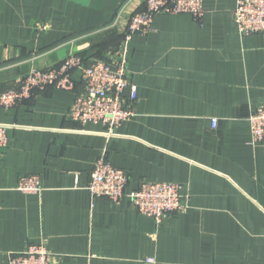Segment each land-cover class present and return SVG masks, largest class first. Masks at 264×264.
<instances>
[{"label": "crops", "instance_id": "obj_1", "mask_svg": "<svg viewBox=\"0 0 264 264\" xmlns=\"http://www.w3.org/2000/svg\"><path fill=\"white\" fill-rule=\"evenodd\" d=\"M236 4L204 0L202 19L160 13L133 36L136 115L117 135L69 118L79 72L71 91L48 87L0 107V123L10 126L0 148V264L44 240L56 264H264V138L251 143L248 120L264 101V32L240 35ZM144 7L0 0V89L72 52L107 59ZM103 153L129 177L118 203L87 189ZM22 174L39 175L42 192L18 190ZM143 181L184 185L189 208L161 223L141 215L129 194Z\"/></svg>", "mask_w": 264, "mask_h": 264}, {"label": "built area", "instance_id": "obj_2", "mask_svg": "<svg viewBox=\"0 0 264 264\" xmlns=\"http://www.w3.org/2000/svg\"><path fill=\"white\" fill-rule=\"evenodd\" d=\"M204 0H145V7L136 10L123 29L119 51L107 59H89L80 53H69L60 63L46 68H34L19 86L0 89V107L11 109L30 99L36 91L48 87L71 91L79 72L82 84L69 110V118L83 126H103L107 135H117L118 128L136 115L137 88L132 84L128 68L127 47L137 33L152 29L154 17L160 13H189L195 19L205 14ZM233 19L242 36L264 32V0H237ZM129 88V93H126ZM251 143L258 145L264 138V101L254 107L248 117ZM217 126V120H213ZM10 126L0 123V148L9 140ZM129 177L125 170L114 166L105 153L95 162L87 189L92 198L106 197L118 203L126 194ZM17 189L25 194H40L42 179L37 174H22ZM137 211L157 223L189 206L184 201V185L176 182H145L129 194ZM148 262H154L150 258ZM8 264H56L55 255L46 241L31 242L24 251L10 253Z\"/></svg>", "mask_w": 264, "mask_h": 264}, {"label": "rangeland", "instance_id": "obj_3", "mask_svg": "<svg viewBox=\"0 0 264 264\" xmlns=\"http://www.w3.org/2000/svg\"><path fill=\"white\" fill-rule=\"evenodd\" d=\"M122 41L121 43L118 45V47L116 48L115 52L119 51L120 47H121Z\"/></svg>", "mask_w": 264, "mask_h": 264}, {"label": "trees", "instance_id": "obj_4", "mask_svg": "<svg viewBox=\"0 0 264 264\" xmlns=\"http://www.w3.org/2000/svg\"><path fill=\"white\" fill-rule=\"evenodd\" d=\"M123 35V34H122Z\"/></svg>", "mask_w": 264, "mask_h": 264}]
</instances>
